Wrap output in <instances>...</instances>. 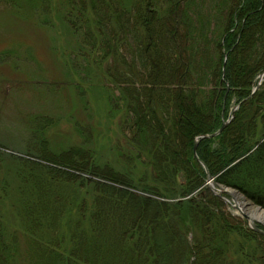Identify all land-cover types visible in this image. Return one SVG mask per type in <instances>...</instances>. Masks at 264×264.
I'll list each match as a JSON object with an SVG mask.
<instances>
[{
    "label": "trees",
    "instance_id": "1",
    "mask_svg": "<svg viewBox=\"0 0 264 264\" xmlns=\"http://www.w3.org/2000/svg\"><path fill=\"white\" fill-rule=\"evenodd\" d=\"M5 1L59 22L84 118L25 116L30 158L0 150V264H264L193 154L232 118L196 154L264 206V0Z\"/></svg>",
    "mask_w": 264,
    "mask_h": 264
},
{
    "label": "rangeland",
    "instance_id": "2",
    "mask_svg": "<svg viewBox=\"0 0 264 264\" xmlns=\"http://www.w3.org/2000/svg\"><path fill=\"white\" fill-rule=\"evenodd\" d=\"M53 1L59 3L58 0ZM18 11L20 9L17 5L0 0V150L30 158V155L25 153L28 141L26 122L22 120L25 116L44 113L60 118L59 116H67V112L73 109L78 112L76 117L84 118V114L81 112V106L75 105L77 97L71 91L69 80L63 78L67 80L62 82L63 88L54 86L57 77H61L63 73L61 66L65 56L63 48L68 41L59 22L54 20V25L43 23L45 15L43 12H37L38 14H33V17L30 13L24 15V11L21 14L17 13ZM52 16L54 17L53 13ZM46 84L52 86L48 88ZM44 85L48 91L43 89ZM73 102L76 107H73ZM106 122L107 120H102V129L105 131ZM118 122L115 118L114 124L111 125V133L106 139H102L104 144L107 145L110 138H112L110 144L113 140L116 141ZM73 127L64 117L58 128L51 131V138L57 140L65 136L64 140H59L60 143L64 142L63 145L66 146L70 143L77 144L80 138ZM259 139H264V135H260ZM107 153L108 150L106 158L110 157ZM213 177L214 182L221 188L234 193L238 205L249 216H253L251 214L256 209L264 210V206L238 189L220 184L217 177L215 175ZM225 197L230 200L229 203L225 202L227 210L251 228L249 220L234 207L236 201L229 195ZM255 220L257 226L264 229V223Z\"/></svg>",
    "mask_w": 264,
    "mask_h": 264
},
{
    "label": "water",
    "instance_id": "3",
    "mask_svg": "<svg viewBox=\"0 0 264 264\" xmlns=\"http://www.w3.org/2000/svg\"><path fill=\"white\" fill-rule=\"evenodd\" d=\"M263 79H264V72H263V74H261V75L259 76V84H258V86H255L254 91L257 90V88L259 87V85L262 83ZM237 108H238V106L235 107V110H236ZM231 120H232V118L226 120V121L224 122L223 126H222L220 129H218L217 131L212 132L211 134H204V135H201L200 137H198V138L196 139V141L194 142V143H195V146H194V153H193V154H195V157L198 159V161H199L202 165H204V168H205V170H206V172H207V173H206V174H207V182H206L205 185H208V187H210V189L215 193V195L220 196V197L224 200V202H226V203H229L230 200H229L227 197H225V195H229L230 197H232V199H234V200L236 201V203L233 204L234 207H235L236 209L240 210V211L242 212V215H243L244 217H246V218L249 220V222H250L249 225L251 226V228L254 229L255 231L259 232V234L264 235V229L259 228V227L257 226V224H256V220H255L252 216H249L248 214H246V213L241 209V207L238 205L239 203L237 202V200H236V196L234 195V193L228 191L227 189L221 188V186H219V184H217L216 182H214V177L210 174V172H209L207 166H206V165L204 164V162L199 158L198 154H196V153H197V144H198L197 142H199L200 139L216 137L217 135H219V134L225 129V127L229 124V122H230Z\"/></svg>",
    "mask_w": 264,
    "mask_h": 264
},
{
    "label": "bare ground",
    "instance_id": "4",
    "mask_svg": "<svg viewBox=\"0 0 264 264\" xmlns=\"http://www.w3.org/2000/svg\"><path fill=\"white\" fill-rule=\"evenodd\" d=\"M263 141H264V139H263L262 141H260V142L255 146V149L258 148V147L262 144ZM251 215H253L252 217H253L254 219H257L258 221H261V222L264 223V210H260V209L258 210V209H256V210L253 211V213H252Z\"/></svg>",
    "mask_w": 264,
    "mask_h": 264
}]
</instances>
